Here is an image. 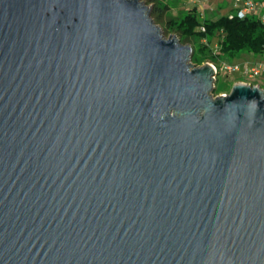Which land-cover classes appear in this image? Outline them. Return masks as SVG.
<instances>
[{"label": "water", "instance_id": "water-1", "mask_svg": "<svg viewBox=\"0 0 264 264\" xmlns=\"http://www.w3.org/2000/svg\"><path fill=\"white\" fill-rule=\"evenodd\" d=\"M141 0H0V264H264V90Z\"/></svg>", "mask_w": 264, "mask_h": 264}, {"label": "trees", "instance_id": "trees-1", "mask_svg": "<svg viewBox=\"0 0 264 264\" xmlns=\"http://www.w3.org/2000/svg\"><path fill=\"white\" fill-rule=\"evenodd\" d=\"M145 1L151 5L150 17L154 23H163L164 31L173 32L181 43L190 44L191 61L196 65L203 62L218 63L223 57L232 58L242 52H264V25L258 18H239L231 14L217 19L204 18L200 22L196 18L195 7L186 11L177 10L172 14L174 0ZM200 26L204 30H200ZM235 78L239 76L235 75ZM231 85V81L222 87L215 85V94L230 91Z\"/></svg>", "mask_w": 264, "mask_h": 264}, {"label": "rangeland", "instance_id": "rangeland-1", "mask_svg": "<svg viewBox=\"0 0 264 264\" xmlns=\"http://www.w3.org/2000/svg\"><path fill=\"white\" fill-rule=\"evenodd\" d=\"M145 5H147L148 7L151 8L150 4H147L145 0H141ZM191 0H174V5L175 7H173L174 10H171L172 14H174V12L176 13V9L180 8V9H190L195 7L196 8V18L198 21H202L204 18H208V19H217L218 17L221 16H229L231 14H233V12H235V10H233L235 7H237L238 5L235 3L234 0H194V3L188 2ZM186 3H188V6H185ZM159 29H160V33L165 37V38H169L175 35V33L173 32H166L163 29V23L162 24H157ZM184 44H189V43H184ZM190 45V44H189ZM245 59L248 60H264V54H249V53H239L236 56L232 57V58H228V57H223L222 60L228 61V62H233V63H239ZM208 62H203L201 64H198L199 66L206 64ZM236 75V74H235ZM234 74H228V73H224V72H219L215 75V80H214V86L217 85L218 87H222L223 85L228 84V81H231L232 86L235 83H240L242 81L241 78L236 79ZM230 83V82H229ZM247 84V83H245ZM249 84V83H248ZM249 85H256L255 83H251ZM257 86V85H256ZM231 90V89H230ZM230 91L228 92H220V93H216L215 94V87L212 89V95L213 97H218L220 95H227L229 94Z\"/></svg>", "mask_w": 264, "mask_h": 264}, {"label": "built area", "instance_id": "built-area-1", "mask_svg": "<svg viewBox=\"0 0 264 264\" xmlns=\"http://www.w3.org/2000/svg\"><path fill=\"white\" fill-rule=\"evenodd\" d=\"M238 5L233 10V14L239 18L252 16L258 18L264 25V0H234ZM200 30H204L200 26ZM264 52L262 53V55ZM217 73L224 72L228 74H236L242 79L240 83H255L264 90V60H248L245 59L239 63L221 60L218 63L208 62Z\"/></svg>", "mask_w": 264, "mask_h": 264}, {"label": "crops", "instance_id": "crops-1", "mask_svg": "<svg viewBox=\"0 0 264 264\" xmlns=\"http://www.w3.org/2000/svg\"><path fill=\"white\" fill-rule=\"evenodd\" d=\"M194 0H191V1H188V2H191V3H194L195 4V2H193ZM185 6H188V3H186V5ZM175 7V6H174ZM172 10H174L173 9V7H172ZM177 10H180V11H186L187 9L186 8H184V9H180V8H178V9H176V11ZM174 14H175V12H174Z\"/></svg>", "mask_w": 264, "mask_h": 264}]
</instances>
